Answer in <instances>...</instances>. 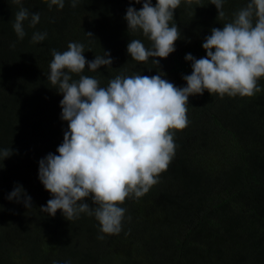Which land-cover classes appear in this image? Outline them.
<instances>
[{
    "label": "trees",
    "instance_id": "1",
    "mask_svg": "<svg viewBox=\"0 0 264 264\" xmlns=\"http://www.w3.org/2000/svg\"><path fill=\"white\" fill-rule=\"evenodd\" d=\"M200 2L182 0L174 10L181 38L167 58H155V66L153 58L140 63L127 53L132 39L150 46L140 32L127 30V8L142 6L132 0H79L75 7L65 0L63 9L23 0L30 13L40 14L35 27L24 22L23 39L12 28L20 6L0 0V150H12L0 169V264H264V78L252 97L220 98L206 90L189 96V123L174 131L172 162L148 193L121 205L126 212L119 234L101 233L85 213L68 221L60 210L55 216L40 211L52 197L38 179V161L58 154L67 130L60 119L62 94L47 80L51 50L79 42L89 61L109 52L110 67L89 72L86 66L82 73L101 86L118 74L163 73L184 87L182 77L191 74L185 55L204 57L201 45L210 30L222 28L247 0H225L224 20L215 5ZM34 32L47 36L33 43ZM17 185L31 197V208L7 199Z\"/></svg>",
    "mask_w": 264,
    "mask_h": 264
},
{
    "label": "clouds",
    "instance_id": "2",
    "mask_svg": "<svg viewBox=\"0 0 264 264\" xmlns=\"http://www.w3.org/2000/svg\"><path fill=\"white\" fill-rule=\"evenodd\" d=\"M45 2L50 9L53 5L63 9L65 4V0ZM132 2L142 6L139 10L127 8V30L140 32L150 46L132 39L127 53L140 63L153 58L152 64L158 66L155 58H167L181 38L173 21L174 10L182 0H155L154 5L152 0ZM183 2L203 6L200 0ZM11 3L20 6L12 28L23 39L24 22L35 27L40 14L30 13L22 6L23 0ZM77 3L79 0H71L72 7ZM208 3L215 5L220 19H226L225 0ZM210 31L201 45L206 55L197 59L188 53L184 57L191 61V74L182 77L184 87L163 79V73L118 74L101 86L98 79L82 73L86 66L89 72L110 67L113 58L109 52L103 51V55L89 61L83 55L85 46L79 42H69L64 51L51 50L47 80L62 94L60 119L67 122V130L56 148L58 154L48 153L38 161V179L52 197L40 207L42 213L55 216L60 210L68 221L85 213L98 221L101 233L119 234L126 212L121 205L128 198L138 199L148 193L172 162L174 131L183 130L189 123V96L202 95L206 90L220 98L252 97L261 91L258 81L264 78V0H247L246 6L235 11L222 28ZM85 34L93 37L91 32ZM46 36V32H34L31 40L41 42ZM11 154V149L0 150V169ZM7 199L31 208V197L20 185ZM86 199L91 205L84 202Z\"/></svg>",
    "mask_w": 264,
    "mask_h": 264
}]
</instances>
